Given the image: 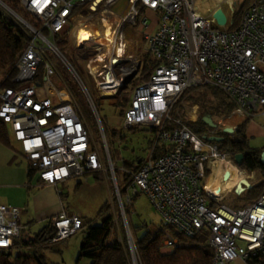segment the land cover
I'll list each match as a JSON object with an SVG mask.
<instances>
[{
  "label": "built area",
  "instance_id": "1",
  "mask_svg": "<svg viewBox=\"0 0 264 264\" xmlns=\"http://www.w3.org/2000/svg\"><path fill=\"white\" fill-rule=\"evenodd\" d=\"M16 1L33 23L4 8L21 26L27 41L13 66L16 86L0 87V121L40 183L57 187L104 171L110 175L121 215L123 205L144 195L163 225L174 233L187 239L206 236L204 246L211 251L210 264H248L264 256V191L256 200L238 207L219 206L235 186L220 201L208 196L204 184L215 178L214 171L221 163L238 167L234 154H222L216 143H207L194 135L200 107L189 98L190 92L204 93L214 88L234 105L230 117L250 121L260 118L264 133V0H253L232 30V0H216L211 7H204L200 0H126L127 13L117 25L109 27L107 36L103 33L101 13L110 11L115 0H101L93 11L90 8L95 0ZM218 9L225 16L223 26L213 19ZM146 12L156 17L153 33L146 32ZM125 26L142 35L156 62L149 77L139 84L136 82L140 60L125 54ZM78 27L94 28L89 38L80 40L79 47L74 46L77 37L72 38ZM97 28L107 49L94 50L85 63L97 100L107 104L100 98V90L116 91L115 99L108 105L127 101L122 128L141 126L152 131L150 149L138 171L122 169L130 177L122 197L94 101L54 42L70 35L74 50L86 51L82 44L99 39L95 36ZM50 57L87 99L101 130L108 159L106 168L70 90L63 83L55 84L61 76ZM90 67H96L98 80ZM215 124V128L204 130L206 138L219 137L228 128L222 120ZM157 149H163L162 154L155 156ZM226 173L229 178L224 167L222 181ZM83 225L75 215L61 213L53 217L50 227L54 235L49 243L74 236ZM20 232V209L0 205V250L10 249ZM177 242L175 236L164 232L160 252L169 253ZM129 247L132 264H137L135 252L130 244Z\"/></svg>",
  "mask_w": 264,
  "mask_h": 264
},
{
  "label": "rangeland",
  "instance_id": "2",
  "mask_svg": "<svg viewBox=\"0 0 264 264\" xmlns=\"http://www.w3.org/2000/svg\"><path fill=\"white\" fill-rule=\"evenodd\" d=\"M205 0H200L199 2L202 3ZM253 0H247L246 6H248ZM216 0H210L209 5L207 7H211L215 4ZM245 0H232V9L238 10L242 4H244ZM226 16L229 18V11L226 6L222 7ZM111 12L115 13L116 15L120 16L121 18L127 13V2L126 0H115L113 3L112 8L110 9ZM103 12V11H102ZM228 12V13H227ZM102 14V13H101ZM107 15V16H106ZM105 16L111 21L110 27L117 25L118 20L115 21L114 17L111 14H106ZM97 18V17H96ZM95 18V20H96ZM28 19V18H27ZM24 20V19H23ZM113 21V22H112ZM101 27V24H99ZM94 28H89L86 30L89 34H93ZM98 33L101 34V30L99 28ZM124 35L126 39V55H130L136 57V59L141 60L142 54L148 51L145 41L142 39V35L133 30L130 26L124 27ZM67 44L65 46L64 51H60V53L65 57V59L71 64V66L75 69L76 73L78 74L79 78L83 82L87 92L92 97L96 109L98 111V115L100 117V123L102 126L105 143L108 148V155L110 161L113 164L114 168V176L118 186H122V178H123V162H134L136 159H145L146 155L148 154L150 141L152 139L151 132L144 128V127H133L130 130H126L122 128V113L124 108L122 103L115 104V105H108L113 102L115 97H107L102 98L103 103L101 104L97 100V92L93 89L92 81L88 76L85 70V63L87 62L88 57L93 54V50H86L82 51L81 49H75L72 45V41L70 35L67 37ZM141 41L140 47L138 46L137 42ZM86 49V44L83 45ZM142 46H145L142 47ZM90 55V56H88ZM77 56V58L75 57ZM50 61L54 64L58 74L61 76L59 80L55 81L56 85H61V83L65 84L67 89L70 90L77 107L82 113L83 120L87 125L90 135L94 140L95 145L98 148L99 154L102 158L103 167L106 168L108 166V159L106 152L103 148V141L101 136V130L97 125V122L93 116L92 110L88 104L87 99L80 93L76 84L73 82L71 78H69L65 73L64 70L61 68L60 64L54 60L53 57H50ZM6 72L0 71V81L5 78ZM200 92H190L189 97H196L200 95ZM125 101H123L124 104ZM192 103V102H191ZM193 104V103H192ZM199 105V104H198ZM200 107V106H199ZM200 110V109H199ZM198 110V111H199ZM199 114V113H198ZM223 120V119H217ZM260 119L253 118L250 123L257 124ZM234 121L231 123H226V125L231 124L232 126ZM228 128H232L234 130V126ZM236 128V127H235ZM248 132L250 136H252V130L248 127ZM10 135V134H9ZM17 148L18 144L12 142ZM248 146L251 149H260L264 147V137L253 135L248 140ZM25 162V161H24ZM243 173L244 180L248 182L249 185H257L260 182H264V175H261V172H254L251 174H246V172L241 171ZM250 179H247L246 177ZM59 190L63 194L62 196V204L67 210V212L78 216L83 221L82 229L75 234L61 242L56 244H51L49 250L37 252L38 256H43L45 259L46 264H90L91 257L93 256H80V246L83 242L86 234H87V222H91V225L98 227L94 231L93 239L88 243L89 247H95L100 239L102 234L101 230V223L95 219V215L100 209V207L108 202L111 205V214L118 219L120 226L124 232L123 228V217L125 223L128 227L133 228H140L141 232L138 234L140 236L144 231L153 233L157 232L161 229L163 223L158 215V213L154 210L152 205L148 202L147 198L140 194L138 197L132 199L131 207L128 210L127 215L121 216V211L119 209L114 188L112 185V181H110V175L107 172H99L92 174H87L84 177H80L79 179H72L67 184L60 185ZM55 194L59 196V191H55ZM227 207L233 206H242L244 204L243 198L238 196L234 191L230 194L219 206L221 205ZM23 218L21 217L20 222H22ZM116 221V219L114 220ZM116 227L114 231H110V234L104 240V245L106 247L114 246L118 239L119 227L115 223ZM34 226V225H33ZM146 227V228H145ZM40 228V225L34 227L32 231L37 232ZM31 230V229H30ZM129 230V229H128ZM32 236V234H30ZM125 236V233H124ZM23 240H28V235L21 234ZM128 243L133 248V242L131 238V234L129 232ZM126 240V237H125ZM127 243V242H126ZM134 251V248H133ZM15 254L23 255L25 258L29 259L31 262L30 264H36L35 262V255L30 251H24L18 249L17 252H13ZM96 254V253H95ZM130 263L132 264L131 256H130ZM229 264H240L239 262L229 263Z\"/></svg>",
  "mask_w": 264,
  "mask_h": 264
},
{
  "label": "trees",
  "instance_id": "3",
  "mask_svg": "<svg viewBox=\"0 0 264 264\" xmlns=\"http://www.w3.org/2000/svg\"><path fill=\"white\" fill-rule=\"evenodd\" d=\"M246 2L247 0H245L244 4H242L238 10L233 11L230 19V30L237 27L241 15L248 7H245ZM0 4L28 23H33V20L30 19L29 16L22 10L16 0H0ZM1 5L0 71H5L6 76L0 81V87L14 88L16 84L13 82L15 76L13 66L17 57L22 52L27 38L21 26ZM67 39L68 38L66 36L55 39L54 42L59 51H64ZM142 56L143 57L140 60L139 66V76L136 82L138 84L145 81L149 77L156 65L155 60L151 57L148 51L142 54ZM189 98L192 103L199 104L200 106L198 119L194 125L195 127L193 129V133L199 139L209 143L207 138L204 136V130L208 127L202 122V119L204 117H208L213 123H216L217 119L229 117L234 111V105L222 92L214 88H210L207 92L201 93L196 97ZM122 105L125 108L127 106V101L125 100L124 104L122 102ZM249 121V119H246L242 124L236 126L231 135L221 133L220 136L223 139L220 143H217L218 150L222 154H241L243 156V160L238 169L246 172V174L264 172V166L259 163V156L260 153L264 151V147L260 149H251L248 146V139L245 131ZM149 131L152 132L151 130ZM9 134L10 133L7 127L0 121L1 144L8 145L10 139ZM160 150L163 149H157L155 151V156L162 154ZM143 162L144 159H136L134 162H123L122 169L136 173ZM27 172L28 176H30L33 171L27 167ZM129 182L130 177L123 174L122 186H118V192L121 197L124 195ZM262 191H264V182H260L257 185H252L250 187L241 186L236 194L241 196L244 204H246L256 200ZM59 195H62L61 191ZM131 204L132 200L129 204L123 205L125 216L127 215ZM95 219L101 223L102 234L100 239L95 247L88 246V243L94 237V231L98 229V227L91 225V222H87V234L80 246V256L88 257L93 256L94 254V257H91L90 264H131L124 232L118 219L111 214L110 203L106 202L100 207L95 215ZM115 219L116 221H114ZM115 223L119 227V241H117L116 238L114 246L106 247L104 245V240L110 234V231H114V228L116 227ZM128 229L131 234L137 264H210L212 254L211 251L204 246V242L206 240V236L204 234L187 239L180 234L174 233L171 228L165 225H162L161 229L157 232L150 233L144 231V233L140 236H138V234L141 232L142 227L132 229L128 224ZM164 232H168L178 239L177 245L167 254H162L160 252V246L164 240ZM53 235L54 230L50 227V223L33 233L32 236L28 237V240H23L20 235L10 249L0 250V264H30L31 261L23 255L13 253L17 252L18 249L34 253L36 264H46L44 257L38 256L37 252L50 249L49 247L51 244L49 245V241ZM248 264H264V256H260L258 259L248 262Z\"/></svg>",
  "mask_w": 264,
  "mask_h": 264
},
{
  "label": "crops",
  "instance_id": "4",
  "mask_svg": "<svg viewBox=\"0 0 264 264\" xmlns=\"http://www.w3.org/2000/svg\"><path fill=\"white\" fill-rule=\"evenodd\" d=\"M106 14H111L114 17V14L111 12ZM145 14L149 18V25L146 32L153 33L156 30V17L151 12H146ZM137 44L140 47L141 41H138ZM145 46H147V44ZM145 46L142 47L145 48ZM127 56H131V54ZM236 117L237 121L233 123L234 128L245 121L242 117ZM234 118L235 116H229L222 121L225 122L226 120ZM261 123V119L257 124L250 123L249 121L245 131L248 140L253 135L264 137V133H262L260 128ZM230 125L231 124L226 126L228 127ZM233 126L231 125V127ZM248 127L252 130V136H250L248 132ZM12 142L13 141L9 139L8 145L0 143V205L19 208L20 219L21 217L23 218L22 222H20V235L26 234L31 236L30 234L35 233L32 229L37 225H40L38 229L40 230L46 224L50 223L53 217L61 213L68 216L73 215L67 212L62 204L63 194L61 196L55 194V191L59 190L60 185L67 184L70 180L57 185V187H53L41 184L38 176L34 172L28 176L27 164L21 158L18 152L19 148ZM212 182L213 179L211 184Z\"/></svg>",
  "mask_w": 264,
  "mask_h": 264
},
{
  "label": "bare ground",
  "instance_id": "5",
  "mask_svg": "<svg viewBox=\"0 0 264 264\" xmlns=\"http://www.w3.org/2000/svg\"><path fill=\"white\" fill-rule=\"evenodd\" d=\"M209 1L210 0H205L201 4L204 7H207L209 5ZM108 12H110V11H103L102 14H101L102 23H103V26L105 28L103 30V33L106 36L110 32V28L109 27H110L111 21L106 16H103V15H105ZM111 13H113V12H111ZM113 14H114V17H115L114 19L116 21L117 20H121V15L118 16L115 13H113ZM84 36L89 38L90 35H89V33L86 30H84L81 27H78L72 33V38L73 39H75V37H77V40L76 41L74 40V46L78 45V47H79L80 46V40L83 39ZM95 36H97L99 39L92 40V41H90L88 43H83L82 45L86 44V46H88V47H86V49L88 48V49L93 50V51L94 50L101 51L102 49L106 50L107 49V45H105V44H103L101 42V38H100L101 35H99V33L96 30H95ZM93 62L97 63L98 60L97 61L93 60ZM94 69H96V67H92L91 68V74L95 77L96 80H98L100 77H98L96 75V70H94ZM118 86L119 85H117V87ZM115 93H116V91H114V90H109V91H106L105 89L103 91L100 90V97H102V98L115 97ZM232 121L236 122L237 121V117L235 116L234 119L226 120L224 122V124L231 123ZM224 167L230 173V177L227 180L222 181L221 180V175H222V169ZM214 174H215V178L213 179L212 184H211L212 178L207 179L206 183L204 184V191L208 194V196L210 198H212L215 201L222 200L224 198L225 194L227 192H229L234 186H236L238 184V182L240 180H242V178H243V173L240 172V170H238L237 168L233 167L232 165L224 163V162L219 165V167L214 171Z\"/></svg>",
  "mask_w": 264,
  "mask_h": 264
},
{
  "label": "water",
  "instance_id": "6",
  "mask_svg": "<svg viewBox=\"0 0 264 264\" xmlns=\"http://www.w3.org/2000/svg\"><path fill=\"white\" fill-rule=\"evenodd\" d=\"M100 1H101V0H95V1L92 3V5H91L90 10L93 11L94 8L100 3ZM0 5H1V4H0ZM1 6H2L3 8L6 9L5 6H3V5H1ZM213 19L215 20V22H216V24H217L218 26H223V25L225 24V16H224L223 12H222L220 9L216 10V11L213 13ZM84 39H87V37L84 36ZM112 62H113V63H116V61H112ZM202 122H203L207 127H209V128H215V127H216V124L213 123V122L211 121V119L208 118V117H204V118L202 119ZM223 133H225V134H229V135H230V134L233 133V129H232V128H224V129H223ZM207 141H208L209 143H216V144H217V143H220V142L222 141V139L219 138V137H209V138H207ZM242 160H243V156H242L241 154H236V155L234 156V163H235V165H236L237 167H240V166H241V164H242ZM259 163H260L262 166H264V151H262V152L260 153V156H259ZM223 179H224V180H227V179H228V174H227V173L224 175ZM241 186H244V187H250L251 185H249L248 182H247L246 180L242 179V180H240L239 183L235 186L234 192L236 193V192L239 190V188H240ZM121 216H122V215H121ZM122 217H123V216H122ZM122 220H123L122 222H123V228H124V233H125V237H126V242H127L128 250H129V253H130V247H129L128 237H127V236L129 235V230H128V227H127V225H126V223H125L124 217H123Z\"/></svg>",
  "mask_w": 264,
  "mask_h": 264
},
{
  "label": "flooded vegetation",
  "instance_id": "7",
  "mask_svg": "<svg viewBox=\"0 0 264 264\" xmlns=\"http://www.w3.org/2000/svg\"><path fill=\"white\" fill-rule=\"evenodd\" d=\"M231 135V134H230ZM219 138L223 139L221 136H219Z\"/></svg>",
  "mask_w": 264,
  "mask_h": 264
}]
</instances>
